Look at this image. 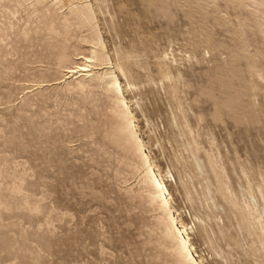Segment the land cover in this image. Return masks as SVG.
Returning <instances> with one entry per match:
<instances>
[{
    "label": "rangeland",
    "instance_id": "374dc122",
    "mask_svg": "<svg viewBox=\"0 0 264 264\" xmlns=\"http://www.w3.org/2000/svg\"><path fill=\"white\" fill-rule=\"evenodd\" d=\"M92 32L200 263L264 264V0H0V264H188L115 94L66 76Z\"/></svg>",
    "mask_w": 264,
    "mask_h": 264
},
{
    "label": "bare ground",
    "instance_id": "6f19581e",
    "mask_svg": "<svg viewBox=\"0 0 264 264\" xmlns=\"http://www.w3.org/2000/svg\"><path fill=\"white\" fill-rule=\"evenodd\" d=\"M89 7H90V5H89ZM88 11L89 10L87 9V7H81L80 6L79 8L74 9L71 12H72L73 15H75L77 17L82 15L83 16V20L82 21H84L85 23H90L91 17L89 15L90 11L89 12ZM62 36H63V34H62ZM52 39H53V37H52ZM90 39L92 40L93 44L95 45V49L93 50L92 54L90 53L91 56H83L82 55V57H78L77 60L80 59V60H82V62L81 63L74 62L73 67L66 68V71H65L66 72V76L68 78L69 77L70 78H74V79H77L79 81H84L86 79H97V80L103 81L106 84H108V87L115 94V96H116V98L118 100L119 106L121 108V114L124 117V120L126 121V123L128 124V128L130 130V134H131L132 138L134 139V141L138 144V150L140 152L141 158H142V160L145 162V164L148 167L147 168V179L149 181V184H150V187H151V190H152L151 191L152 198L158 201L160 207L164 210V212L166 214L167 232H168V234L172 235L174 237V239H175V243L174 244L176 245V248H177V250L180 253L178 255H181L183 257V259L188 264H201L200 261L198 260L197 256H196L194 250L192 249V247L190 245L189 237H188V234L186 232L187 231L186 225L182 222V220L176 214V212L173 209V207L170 205V202H169L170 192H169L166 184L163 182V180L160 178L158 173L155 171V169L153 167V164L151 163L150 159L148 158L147 153L143 149V144H142V141H141L140 136H139L138 131H137V125H136V123L134 121L135 118L133 117V111L131 110L130 105H129V100L125 96V91H124V89L121 86V82L119 81L118 76L115 74V71L111 67V61H109V59L106 57L107 53H104V51H103L102 43H101V40H100L101 38H99V36L95 32H92L91 35H90ZM66 49H68V48H66ZM170 79H172V77ZM217 181H219V179H217ZM218 184H220V183H218ZM263 185H264V183H263ZM229 197H231V196H229ZM227 205H228V203H227ZM235 206L236 205H234V207ZM238 206H240V205H238ZM239 217H241V216H239ZM243 217H245V216H243ZM163 228H165V226ZM242 228H244V227H242ZM162 231H164V230H162ZM246 234H248V233L246 232ZM162 235H163V233H162ZM259 236L262 237L261 234H259ZM164 247H167V246H164ZM174 248H175V246H174ZM255 249H256V247H255ZM172 250H174V249H172Z\"/></svg>",
    "mask_w": 264,
    "mask_h": 264
}]
</instances>
